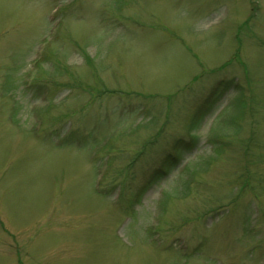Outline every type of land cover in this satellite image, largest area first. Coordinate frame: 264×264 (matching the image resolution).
Wrapping results in <instances>:
<instances>
[{
    "label": "rangeland",
    "instance_id": "374dc122",
    "mask_svg": "<svg viewBox=\"0 0 264 264\" xmlns=\"http://www.w3.org/2000/svg\"><path fill=\"white\" fill-rule=\"evenodd\" d=\"M0 264H264V0H0Z\"/></svg>",
    "mask_w": 264,
    "mask_h": 264
}]
</instances>
